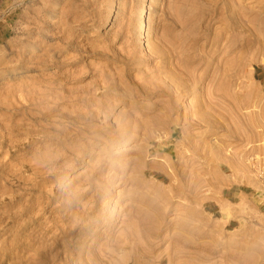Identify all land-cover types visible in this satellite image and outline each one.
Here are the masks:
<instances>
[{"label":"rangeland","instance_id":"374dc122","mask_svg":"<svg viewBox=\"0 0 264 264\" xmlns=\"http://www.w3.org/2000/svg\"><path fill=\"white\" fill-rule=\"evenodd\" d=\"M263 113L264 0H0V264H264Z\"/></svg>","mask_w":264,"mask_h":264},{"label":"bare ground","instance_id":"6f19581e","mask_svg":"<svg viewBox=\"0 0 264 264\" xmlns=\"http://www.w3.org/2000/svg\"><path fill=\"white\" fill-rule=\"evenodd\" d=\"M183 3V2H182ZM185 3V2H184ZM185 70V69H184ZM231 97V96H230ZM212 98V97H211ZM215 100V99H214ZM206 105L209 107V106H212V102H210V101H206ZM256 106V105H255ZM254 106V108H256ZM203 107V106H202ZM258 108V107H257ZM214 108H212L211 110H210V112H209V116H213L212 114H213V112H214V110H213ZM258 110V109H257ZM258 113V112H257ZM256 115V114H255ZM257 117V116H256ZM258 118L262 121V124L264 125V113L263 114H260V115H258ZM263 127V126H262ZM256 132V131H255ZM261 132V131H260ZM262 137H263V134H262ZM39 158V157H38ZM131 222V224H132V221H130ZM131 235V234H130ZM124 239V238H123ZM127 244V243H126ZM111 253H112V251H111ZM129 254H130V250H129ZM117 254H115V256H116ZM125 255H128V254H124V256ZM119 257V256H118ZM123 257V256H122ZM121 257V258H122ZM124 258V257H123ZM125 259V258H124ZM167 263V262H166Z\"/></svg>","mask_w":264,"mask_h":264}]
</instances>
